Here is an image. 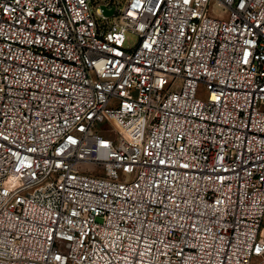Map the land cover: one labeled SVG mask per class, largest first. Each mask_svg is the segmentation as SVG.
<instances>
[{
  "label": "built area",
  "instance_id": "built-area-1",
  "mask_svg": "<svg viewBox=\"0 0 264 264\" xmlns=\"http://www.w3.org/2000/svg\"><path fill=\"white\" fill-rule=\"evenodd\" d=\"M263 220L264 0H0V264H264Z\"/></svg>",
  "mask_w": 264,
  "mask_h": 264
},
{
  "label": "rangeland",
  "instance_id": "rangeland-1",
  "mask_svg": "<svg viewBox=\"0 0 264 264\" xmlns=\"http://www.w3.org/2000/svg\"><path fill=\"white\" fill-rule=\"evenodd\" d=\"M136 40H137V37L135 34L133 33H127V38H126V45L132 47L135 45L136 43ZM263 226H264V220H263Z\"/></svg>",
  "mask_w": 264,
  "mask_h": 264
},
{
  "label": "water",
  "instance_id": "water-1",
  "mask_svg": "<svg viewBox=\"0 0 264 264\" xmlns=\"http://www.w3.org/2000/svg\"><path fill=\"white\" fill-rule=\"evenodd\" d=\"M112 10L105 11L106 14H111Z\"/></svg>",
  "mask_w": 264,
  "mask_h": 264
}]
</instances>
